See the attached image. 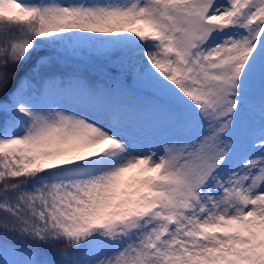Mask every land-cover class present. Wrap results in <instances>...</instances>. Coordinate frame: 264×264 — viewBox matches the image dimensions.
Segmentation results:
<instances>
[{"label":"snow or ice","instance_id":"6c2138e0","mask_svg":"<svg viewBox=\"0 0 264 264\" xmlns=\"http://www.w3.org/2000/svg\"><path fill=\"white\" fill-rule=\"evenodd\" d=\"M0 264H264V0H0Z\"/></svg>","mask_w":264,"mask_h":264}]
</instances>
